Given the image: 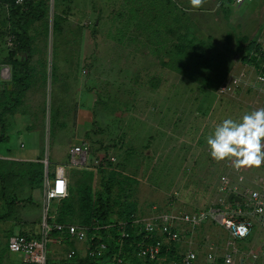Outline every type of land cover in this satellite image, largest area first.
Listing matches in <instances>:
<instances>
[{"label": "rangeland", "instance_id": "374dc122", "mask_svg": "<svg viewBox=\"0 0 264 264\" xmlns=\"http://www.w3.org/2000/svg\"><path fill=\"white\" fill-rule=\"evenodd\" d=\"M36 2L41 18L28 27L30 55L14 47L19 15L0 3V66L11 73L13 61L27 58L31 71L22 91L10 76L0 78V264H21L7 238L38 236L43 191L55 175L66 179L72 224L78 193H97L109 169L137 180L138 219L213 202L230 161L211 157L207 137L223 120L264 108L261 92H219L229 75L253 74L261 61L242 57L248 41L264 51V0H206L200 8L190 0ZM80 143L86 161L70 165L68 151ZM31 163L41 164L40 177ZM256 227L252 221L254 248L264 242ZM66 247L47 243L46 264H69Z\"/></svg>", "mask_w": 264, "mask_h": 264}, {"label": "built area", "instance_id": "2783aa9c", "mask_svg": "<svg viewBox=\"0 0 264 264\" xmlns=\"http://www.w3.org/2000/svg\"><path fill=\"white\" fill-rule=\"evenodd\" d=\"M21 0H16L19 2ZM229 1L233 5H240L244 0H223ZM248 68V67H247ZM251 67L249 71H251ZM9 76L7 66H0V78ZM264 60H261L254 73L246 74L241 71L237 74L229 75L219 86V92L231 95L240 86L261 92L264 95ZM70 165L81 166L86 161V145L77 144L70 147L69 151ZM66 179L61 175H55L50 181H46L43 191L44 213L48 204L52 200H58L66 195ZM216 197L206 207L192 212H165L154 213L147 218L134 219L138 223L144 234L137 243V254L139 256L154 259L159 253L162 240L154 239L146 241L148 235L154 232L158 233L165 241L180 240L183 232L187 235L192 233L194 226L209 221L215 226L226 232V239L221 247L214 244L207 245L205 260L209 264L214 263L215 251L221 250L222 264H264V242L257 248L251 245L247 250H241L236 245V240L246 238L250 234L252 221L255 222L257 231L264 233V166L260 168H242L237 171L232 162L225 172L218 176L215 186ZM232 193L239 198L238 201L227 200V195ZM46 216L42 217L40 230L37 237H27L23 234H12L7 238L6 250L11 254H17L21 257V264H46L45 248L46 244L65 246L63 239L74 240L83 243L85 255L97 257L106 249L104 242L99 241L92 244L91 240L95 238L94 233L88 236L90 230L106 228L97 223L91 226L77 224H63L52 222L47 223ZM178 224L187 225V230L179 228ZM111 225V224H109ZM108 225V226H109ZM125 222H118V238L124 239L128 236L125 231ZM54 230L58 236L52 237L50 232ZM65 259H70L74 254V249L67 246ZM241 255L240 262L237 259ZM236 259V261H235ZM195 261L193 251H185L181 258V264H192ZM115 263H120V258L115 259Z\"/></svg>", "mask_w": 264, "mask_h": 264}, {"label": "trees", "instance_id": "16d2710c", "mask_svg": "<svg viewBox=\"0 0 264 264\" xmlns=\"http://www.w3.org/2000/svg\"><path fill=\"white\" fill-rule=\"evenodd\" d=\"M36 1L37 0H21L16 2V0H0V3L6 6L7 11H13L14 15H19V18L16 19L19 21L17 30L20 31L15 33L16 41H14V47L17 50L25 51L28 55H30V51L28 50L30 41V37L27 32L28 27L35 20H39V18H41V11H39L37 7L39 3ZM19 6H21L20 10H18ZM245 50L247 51V54L242 57L244 62H252L255 58L264 60V51L261 50L260 46L254 41H248ZM28 62L29 59L27 58H23L22 61H13L12 72L9 73L11 80L14 83L19 84L20 91L27 86V82H25V80L27 81L31 74ZM18 70L21 71V74L19 73V75L17 73ZM15 71L16 73H14ZM5 88L7 92L11 90L10 85H6ZM3 129L4 124L0 119V132H2ZM0 140H2L1 135ZM31 165L35 166L37 171L36 175L40 177L41 164L31 163ZM103 172H105V174L100 178L101 188L97 193L93 195L91 191L86 188L78 193L77 203L81 212L79 221L75 224L92 227V224L95 222L100 226H106V228L90 230L88 232V236L91 233H94L95 235V238L91 240L92 244L102 241L105 243L106 249L100 256L97 257L84 255L82 258L78 257L75 259V252L79 248L83 247V243L74 240H66L64 238L63 242L66 244L65 246H69L74 249L72 257L70 259H65L64 256V259L69 260V264H116L115 259L117 257L120 258V263L117 264H181V258L184 253L183 244L181 243L182 241L164 242L162 237L156 232L148 235V239L146 240L153 241L157 238L162 240V245L156 258L148 259L147 257L139 256L137 254V243L141 240V237L144 234L142 230L138 231L141 229L140 225L133 222L134 219L138 218L135 216L137 215L136 203L132 199V190L137 180L113 169ZM50 203H54V209L47 208L45 217L47 223L51 224L52 222H56L72 224L67 222L70 215V211L68 210L70 197L67 196V194L63 198L52 200ZM153 213L165 212L157 211ZM110 218L113 220H110ZM118 222L126 223L124 229L128 233V236L124 239L118 238V228L116 226ZM205 223H208L210 226L217 227L209 221L197 224L194 226L191 233L194 235L195 239L198 232H200V228ZM178 227L186 230L188 228L185 224H178ZM221 231L226 234L223 229H221ZM223 233H217L220 237V244L223 243L225 238ZM50 235L55 237L58 236V233L52 230ZM26 236L29 237L28 235ZM251 240L252 237L248 235L246 238L236 240V245L241 250H247V248L252 245ZM199 243L202 244V249L205 251L207 249V241L204 238H201ZM124 258H127L128 263H124L125 261L122 260ZM63 263L68 264L64 261ZM220 263H222V258L215 257L214 264Z\"/></svg>", "mask_w": 264, "mask_h": 264}, {"label": "clouds", "instance_id": "9594fccd", "mask_svg": "<svg viewBox=\"0 0 264 264\" xmlns=\"http://www.w3.org/2000/svg\"><path fill=\"white\" fill-rule=\"evenodd\" d=\"M205 2L190 0L192 8H200ZM206 142L216 162L231 161L237 171L264 166V108L244 114L239 121L223 120Z\"/></svg>", "mask_w": 264, "mask_h": 264}, {"label": "crops", "instance_id": "0c3cea01", "mask_svg": "<svg viewBox=\"0 0 264 264\" xmlns=\"http://www.w3.org/2000/svg\"><path fill=\"white\" fill-rule=\"evenodd\" d=\"M248 1H250V0H248ZM248 1L244 0L241 4H243V3L245 4ZM31 158L32 157H26V159H31ZM213 232H216L219 234L223 233L220 228L210 226L208 223L203 224L202 227L200 228V232H198V234H197V236L199 235V237H200V239L198 241H196L194 235H192L191 233L187 235V232H183V235L181 237L183 239L185 238V240H183L181 243L183 244L184 252L190 250V251H193L195 253V261L192 264L196 263V261H198V260H203L205 262V264H209L205 260V255L207 253V249L204 251L202 249V244L199 243L201 238H204L207 241V245L210 243L214 244L218 247H221V245H223L227 235L225 233H223L225 238L223 240V243L220 244L221 242H220L219 235L217 234V235L213 236ZM255 234H260V232L256 231ZM163 241L165 242V240H163ZM207 245H206V248H207ZM220 249L215 251V257H222ZM215 257H214V259H215ZM240 258H241V255L237 257V259H239L238 262H240ZM220 264H222V263H220Z\"/></svg>", "mask_w": 264, "mask_h": 264}, {"label": "water", "instance_id": "95a60500", "mask_svg": "<svg viewBox=\"0 0 264 264\" xmlns=\"http://www.w3.org/2000/svg\"><path fill=\"white\" fill-rule=\"evenodd\" d=\"M230 199H232L234 201H238L239 200V198L237 196L233 195L232 193H229L227 195V200L229 201ZM262 220L264 221V217H262Z\"/></svg>", "mask_w": 264, "mask_h": 264}]
</instances>
